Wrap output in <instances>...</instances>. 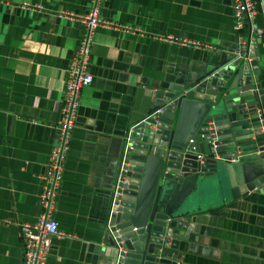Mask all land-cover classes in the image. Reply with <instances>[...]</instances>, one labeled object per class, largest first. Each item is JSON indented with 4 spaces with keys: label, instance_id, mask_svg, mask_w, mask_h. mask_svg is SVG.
Here are the masks:
<instances>
[{
    "label": "crops",
    "instance_id": "1",
    "mask_svg": "<svg viewBox=\"0 0 264 264\" xmlns=\"http://www.w3.org/2000/svg\"><path fill=\"white\" fill-rule=\"evenodd\" d=\"M24 2L42 4L45 11L24 9ZM233 3L104 2L102 17L120 27H99L94 35V82L82 92L54 213L63 235L54 238L47 264H103L106 195L122 135L148 110V92L204 76L246 42L247 29H234ZM91 5L92 0H0V264H23L20 224L40 218L41 176L57 142L67 70L85 31L81 21L57 14L81 16ZM255 23L264 29L261 6ZM164 36L214 49L181 46ZM258 51L264 89V39ZM222 209L202 217L178 264H264V194L250 192Z\"/></svg>",
    "mask_w": 264,
    "mask_h": 264
},
{
    "label": "water",
    "instance_id": "2",
    "mask_svg": "<svg viewBox=\"0 0 264 264\" xmlns=\"http://www.w3.org/2000/svg\"><path fill=\"white\" fill-rule=\"evenodd\" d=\"M259 43L252 36L204 76L147 93L106 195L103 264H177L204 215L264 194Z\"/></svg>",
    "mask_w": 264,
    "mask_h": 264
},
{
    "label": "built area",
    "instance_id": "3",
    "mask_svg": "<svg viewBox=\"0 0 264 264\" xmlns=\"http://www.w3.org/2000/svg\"><path fill=\"white\" fill-rule=\"evenodd\" d=\"M105 1L106 0H92L90 10L81 16L68 12L57 14L64 19L81 21L85 31L67 70L63 100L60 105L61 120L56 126L57 142L54 144L50 153L48 167L41 176L43 188L40 196L42 208L40 218L36 224H20V236L24 247L23 264H47L54 238L62 237L63 235L59 230V224L54 217V213L57 209V199L61 190L65 165L73 141L78 112L81 107L82 92L86 86H90L94 82V76L90 71L94 35L99 27H120L102 17L101 8ZM258 6L263 8L264 15V0H234V29L236 31L247 29L248 33L245 36V38L247 37L246 40L255 36L256 39L262 42L264 39V29L258 27L255 23L258 14ZM22 8L31 11H45V7L42 4H33L30 2H24ZM125 30H130L132 32L136 31V29L131 28H125ZM161 39L166 42L190 48L214 49L212 46L197 41L181 39L174 36H164ZM250 44H252V42ZM156 112H160V110ZM256 114L258 133L263 137L264 141L263 103L258 102ZM257 153L264 154V150L257 151Z\"/></svg>",
    "mask_w": 264,
    "mask_h": 264
}]
</instances>
